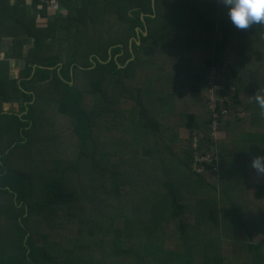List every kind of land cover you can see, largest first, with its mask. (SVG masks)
<instances>
[{
  "label": "trees",
  "instance_id": "trees-1",
  "mask_svg": "<svg viewBox=\"0 0 264 264\" xmlns=\"http://www.w3.org/2000/svg\"><path fill=\"white\" fill-rule=\"evenodd\" d=\"M154 8L151 18L150 0H82L32 35L28 62L37 68L31 76L25 66L21 87L30 94L19 91L25 114L0 115V264H232L235 253H223L230 244L246 255L241 264H264L263 175L251 167L264 157V25L235 29L218 0H154ZM60 29L71 40L58 55L45 40ZM213 66L226 78L231 113L248 99L244 120L218 118L216 141L203 96ZM137 75L140 84L129 86ZM46 103L71 125L78 153L72 166L44 167L38 178L11 159L29 157ZM98 129L130 143L101 154ZM193 137L200 153L216 152V173L192 171ZM82 168L94 192L86 205L68 176ZM253 208L258 225L248 218Z\"/></svg>",
  "mask_w": 264,
  "mask_h": 264
},
{
  "label": "rangeland",
  "instance_id": "rangeland-1",
  "mask_svg": "<svg viewBox=\"0 0 264 264\" xmlns=\"http://www.w3.org/2000/svg\"><path fill=\"white\" fill-rule=\"evenodd\" d=\"M110 24V22H109ZM98 31H102V29L97 30L96 32L98 33ZM100 35V32H99ZM104 34H103V38H104ZM230 38L232 39V47L233 46V41L234 44H238L237 42L239 40H236L237 38L235 37V35L230 33ZM79 41H81V39H77ZM241 43H243V40H240ZM231 42V40H230ZM201 43V42H200ZM70 48V47H69ZM256 45L252 46V50L249 51L247 53L246 58V66L251 70V66H250V62H254L253 59V51L256 50ZM73 49H75L73 47ZM198 52L202 50V44L197 48ZM225 56L226 61H231L232 55H230V53H226ZM255 63V62H254ZM248 70V69H247ZM261 73L264 72V64H262ZM141 79L139 78V75L136 76L135 80H131L128 82L129 86H136L138 84H140ZM77 86L79 87L80 90L86 91L87 88L83 82V80H77L76 81ZM84 104L86 109H89L92 103V99L89 96H85L84 97ZM122 107L124 108H129L131 103L120 99ZM248 99L243 96L241 101H242V108L240 107L239 110L233 111V113H231V118L234 120H244L245 118H247V114L244 113L242 110L245 107V105L248 103L247 101ZM188 99L186 98L185 100H183V103L188 104ZM186 106V105H185ZM43 108V109H42ZM45 108H51V105H49L48 103L46 104H40V108H39V112H40V116H41V125L40 127L37 128L36 132L34 134H36V141L34 143V145L31 147L30 150V155L27 158L22 159L20 157L21 152L18 151L16 153L15 156L12 157L11 161L15 162L16 166H22L23 164H25L26 168H29V170L38 173V178H39V174L41 172H43L44 167H48L49 169H52L54 166H72L74 164V160L76 159V155L78 153V143L75 140L73 134L71 133V125L66 122V121H62L60 119H58L55 115H53L52 110L50 112H46L47 110ZM54 109V108H53ZM191 111V108H189V112ZM232 127L234 128V125L232 124ZM232 128V129H233ZM231 129V127H230ZM231 129V130H232ZM230 130V133H231ZM178 134L179 137L181 139H187V132L185 129L180 128L178 130ZM114 134L111 135V133H107L104 131H100L98 129L97 134L95 135V140L98 143L99 146V151L100 153H104L106 151L111 150L112 145H114V150L118 153L120 151V144H129L130 140L129 137H123L124 139H115L113 137ZM46 139V140H45ZM217 140V138L215 139V141ZM219 142V141H218ZM4 143H2V146L0 144V148L4 149ZM113 150V151H114ZM128 152L130 151V148L128 147ZM5 151V149H4ZM90 151V148L87 147V152ZM114 151L113 156L116 154V152ZM147 151L146 150H142L141 154L142 155H146ZM19 154V155H18ZM88 162L84 161V166H87ZM85 168V167H84ZM84 168L79 169V172L77 174H72V173H68L69 179H71V183H74L77 185L78 188V195H79V200L82 201L83 204H87L88 202V198H91L93 195V185L91 184V181L87 179V177L85 176V173L83 172ZM259 173L256 172V176H258ZM263 176H258L259 178H262V182L264 183V174H262ZM213 176H208V178L211 179V182L214 180L212 178ZM256 178V177H254ZM259 187V185H258ZM260 209H262V206L264 205V200L261 201L260 200ZM259 208V207H258ZM257 208H253L251 209V212L248 214V218L250 220V223L252 224H256L257 222V218H258V213H257ZM62 211H59V215H62ZM34 220V218H33ZM32 220V223H34V221ZM259 224V223H258ZM256 224V225H258ZM247 226H249V223L246 224ZM116 227L118 226V222L115 225ZM6 228L7 225L5 224L3 219H0V234L1 232L3 234H5L6 232ZM243 239V237H242ZM258 241V239H256ZM169 245L171 247H173L175 245L174 242H170ZM242 250L240 249V247L236 244H230L227 245L223 251V253H225V257L226 258H231L232 254L235 253V257L238 259H232V264H241L243 258L246 257V255H243L242 252V256L239 257V254Z\"/></svg>",
  "mask_w": 264,
  "mask_h": 264
},
{
  "label": "crops",
  "instance_id": "crops-1",
  "mask_svg": "<svg viewBox=\"0 0 264 264\" xmlns=\"http://www.w3.org/2000/svg\"><path fill=\"white\" fill-rule=\"evenodd\" d=\"M81 2L0 0V115L15 114L19 118L25 114L22 111L25 103L21 101L19 91L25 92L21 87L25 81L21 76L25 66L31 68V76L37 68L36 64L28 62V58L36 54L32 35L55 20L69 17L71 9L81 5ZM70 40L69 30L60 29L55 37H48L45 44L53 47V51L60 55L58 50L60 47L68 48ZM2 74L7 77L3 78Z\"/></svg>",
  "mask_w": 264,
  "mask_h": 264
},
{
  "label": "built area",
  "instance_id": "built-area-1",
  "mask_svg": "<svg viewBox=\"0 0 264 264\" xmlns=\"http://www.w3.org/2000/svg\"><path fill=\"white\" fill-rule=\"evenodd\" d=\"M47 3H52L55 0H43ZM223 71L219 73L217 69L213 66L207 76L205 86L203 88V96L206 101V105L209 113L211 114V121L209 123L210 137L215 141L217 138V130L220 128L219 119H225L228 114L231 113L228 108L230 100L224 94V83L226 78L223 75ZM232 83L231 81H229ZM230 90L233 88L230 87ZM192 149H193V162L191 164V169L196 174H202L210 168L212 173L217 172L216 163L218 162L216 157V152L210 151L209 153H200L198 151L199 145L197 138H192ZM215 163L212 166V163Z\"/></svg>",
  "mask_w": 264,
  "mask_h": 264
},
{
  "label": "clouds",
  "instance_id": "clouds-1",
  "mask_svg": "<svg viewBox=\"0 0 264 264\" xmlns=\"http://www.w3.org/2000/svg\"><path fill=\"white\" fill-rule=\"evenodd\" d=\"M224 10L227 21L237 30H244L251 25H264V0H218ZM264 157H255L251 167L259 174H264Z\"/></svg>",
  "mask_w": 264,
  "mask_h": 264
},
{
  "label": "water",
  "instance_id": "water-1",
  "mask_svg": "<svg viewBox=\"0 0 264 264\" xmlns=\"http://www.w3.org/2000/svg\"><path fill=\"white\" fill-rule=\"evenodd\" d=\"M150 4H151V9H152V15H150V17H151V18H154V16H155V14H154V12H155V8H154V0H150ZM141 17L143 18V15H141ZM136 31L139 32L138 29H136ZM142 35H143V36H146V32H145V30L142 32ZM136 44L138 45L139 42L137 41ZM131 59H132V58H131ZM131 59H130V60H131Z\"/></svg>",
  "mask_w": 264,
  "mask_h": 264
},
{
  "label": "flooded vegetation",
  "instance_id": "flooded-vegetation-1",
  "mask_svg": "<svg viewBox=\"0 0 264 264\" xmlns=\"http://www.w3.org/2000/svg\"><path fill=\"white\" fill-rule=\"evenodd\" d=\"M139 30V29H138ZM139 32H140V30H139ZM139 32H137L138 34H139Z\"/></svg>",
  "mask_w": 264,
  "mask_h": 264
}]
</instances>
